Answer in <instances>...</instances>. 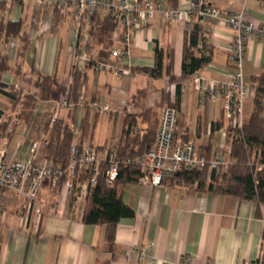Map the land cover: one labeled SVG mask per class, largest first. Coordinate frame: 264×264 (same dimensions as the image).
<instances>
[{
  "label": "crops",
  "instance_id": "crops-1",
  "mask_svg": "<svg viewBox=\"0 0 264 264\" xmlns=\"http://www.w3.org/2000/svg\"><path fill=\"white\" fill-rule=\"evenodd\" d=\"M153 1L181 9L186 6L184 0ZM212 3L223 15L244 10L247 19L264 28L263 1L213 0ZM89 22L90 19L78 16L73 10L39 7L34 0H15L10 7L6 6V0H0V26L20 25L15 35L0 31V58L5 66L0 71V112L6 114V121L0 128V148H4L9 157L28 155L29 147L22 145L23 138L13 142L11 151L8 148L15 128L28 122L34 112L39 114L36 121L41 125L42 134L37 143L46 139L44 131L51 117V106L46 105H51V101L35 97L40 76L56 81L57 100L74 84L81 83V97L83 95L86 101L103 99L110 106V112L94 114L95 125L87 141L101 147L120 141L127 114L136 115L137 125H140L145 123L143 111H149L157 127L161 107L174 99V85L166 76L154 79L142 71L153 68L159 43L165 57L170 53L172 74L179 79L184 37L197 25L212 49L210 63L199 74L223 81L233 73L232 33L223 23L198 20L178 25L158 18L132 33L131 76L96 73L75 59V52L89 53L86 46ZM117 37L113 35L114 45H118ZM262 74L264 37H253L246 45L243 62V78L251 98L253 79ZM13 85L19 86L14 92L19 98L21 95L27 97L20 108L27 120L13 115L7 94ZM138 95L143 97V111L132 100ZM251 101L250 105L247 102L246 118L253 110ZM178 112V133L194 140L198 152L205 155L210 152L213 156L222 129L213 131V128L218 121L224 120L221 102L200 104L191 80L185 79L181 82ZM63 115L65 121H70L69 116ZM119 121L120 127L117 126ZM139 132L145 134V127ZM119 192L134 216L118 222L110 246L106 242L104 225L82 222L83 210L75 197L62 200L44 186L40 191L43 215L35 227L26 218L22 198L9 192L0 193V264H181L187 260L188 264H264V205L208 192L206 188L200 190L196 184L164 182L153 187L137 181L119 185ZM143 249L144 256L140 254Z\"/></svg>",
  "mask_w": 264,
  "mask_h": 264
},
{
  "label": "built area",
  "instance_id": "built-area-1",
  "mask_svg": "<svg viewBox=\"0 0 264 264\" xmlns=\"http://www.w3.org/2000/svg\"><path fill=\"white\" fill-rule=\"evenodd\" d=\"M13 1L15 0H6V6L10 7ZM34 1L39 7H54L62 11L73 10L78 16H86L88 19L96 12L114 19V34L118 36V45H113L108 58L99 59L97 51L93 55L75 52L76 61L83 64L91 63L90 68L96 73L131 75L129 59L132 33L135 30H142L155 18L168 24L178 25H186L198 20L223 23L232 33L230 60L233 73L223 81L208 79L201 74H196L191 79L199 103L220 101L227 123V126L220 130L221 139L217 151L209 160L205 154L198 152L194 140H186L178 133L179 112L175 107L165 106L161 109L155 138L141 155L120 158L116 149L106 147L100 150L89 143L84 145L80 143L82 138L80 122L84 111H88L89 118L93 114L110 112V106L103 99L86 101L82 95L75 106L68 90L61 99L52 100L49 110L51 117L47 125L49 129L52 128L57 119L56 115L61 109L71 114L75 111L76 116L74 137L65 166L56 165L46 157L45 141L31 145L25 158L9 157L6 150L0 148V193L9 192L17 198H22L26 205V218L33 226L37 227L43 215L44 202L40 199V191L44 186L54 190L62 200L75 197L82 211L89 189L96 185L99 177H104L107 184H112L118 178L120 170L130 166L140 170L139 184L153 187L164 182L178 183L177 175L184 170L200 172L206 166L209 174L213 171L223 173L228 170L231 159L226 143L232 137L240 136L238 132L244 125L245 102L250 96L249 88L243 78L246 45L253 37L258 39L264 37V28L247 19L244 10L223 15L219 8L213 5V0H184L186 6L182 9L153 0ZM259 1L264 2V0ZM158 47L162 49L160 43ZM12 88L8 91L15 92L19 86L13 85ZM21 96L18 98L23 101L25 96ZM17 108L13 113L15 117L20 113V107ZM5 117L6 114L0 112V128L6 121ZM22 138L23 136L20 140ZM208 179L210 180L209 177ZM144 253L143 249L140 254L144 256ZM187 261H181V264H188Z\"/></svg>",
  "mask_w": 264,
  "mask_h": 264
},
{
  "label": "trees",
  "instance_id": "trees-1",
  "mask_svg": "<svg viewBox=\"0 0 264 264\" xmlns=\"http://www.w3.org/2000/svg\"><path fill=\"white\" fill-rule=\"evenodd\" d=\"M19 23H8L0 26V31L6 34L15 35L18 32ZM115 32V21L111 16L104 17L101 13H94L89 22L87 51L94 50V45L101 48L97 51L99 59L108 58L111 54V48L114 45L113 35ZM212 49L207 44V37L201 29L195 25L184 37L181 76L176 79L172 74V60L168 53L165 57L163 49L157 47L154 55L153 68H145L151 78L158 79L163 75L174 85V99L165 103L178 109L181 96V82L185 79L191 80L193 76L199 74L211 61ZM165 58L167 61L165 62ZM91 63L85 64L90 67ZM5 69L3 61L0 58V71ZM253 110L251 114L244 117L243 128L238 134L239 137H232L226 143V149L231 159L228 170L223 173L211 172L209 174L207 166L204 170L198 172L182 171L177 175V182L185 185L196 184L198 189L206 188L208 192L231 195L242 200H252L258 204L264 205V74L253 79ZM57 83L53 78L40 76L36 82L35 97L40 101H52L57 98ZM81 83L74 84L69 90L71 101L78 104L81 98ZM10 97L11 107L22 108L25 105L27 97L20 101L17 93L7 92ZM144 94V92H143ZM143 97H132L135 104L142 109ZM149 112V111H148ZM145 117V111H143ZM94 116V115H93ZM25 118L27 115L19 113L17 118ZM70 121L63 118H57L47 132L45 139V155L56 165L65 166L69 148L74 137L75 111L70 116ZM68 118V116H67ZM223 118L224 113H223ZM88 111H84L80 122L81 145L87 143L91 137L90 130L95 125V120L89 121ZM25 120V121H26ZM224 120L216 123L213 131L224 127ZM226 121V120H225ZM227 125V123H226ZM137 126V116L127 114L124 119V128L120 141L115 145L98 147L116 149L120 158L126 156H139L147 148L154 136L148 138V134L138 133L135 138H130L131 129ZM226 127V126H225ZM151 138V139H150ZM184 139H188L187 136ZM211 154H206L207 160L211 159ZM252 160V161H251ZM105 166H103V169ZM209 174V182L206 185L205 177ZM140 177V170L136 167H127L121 169L119 176L112 184H107L104 177H99L93 188L89 189L83 209L82 222L86 225H104L106 242L110 246L114 239L116 225L122 218H132L134 212L126 206L119 192V185L123 183L137 182ZM52 192H55L52 190ZM262 264V263H257Z\"/></svg>",
  "mask_w": 264,
  "mask_h": 264
},
{
  "label": "rangeland",
  "instance_id": "rangeland-1",
  "mask_svg": "<svg viewBox=\"0 0 264 264\" xmlns=\"http://www.w3.org/2000/svg\"><path fill=\"white\" fill-rule=\"evenodd\" d=\"M101 47L100 46H95L94 45V50L92 51V52H90L89 54H91V55H93V54H95V52L96 51H98L99 49H100ZM133 74V73H132ZM129 76H131V75H129ZM190 82V81H189ZM189 84V83H188ZM173 91H174V87H173ZM197 95V94H196ZM61 99V98H60ZM252 100V98L249 96V99H247L246 100V102H245V110L247 109V111H248V107H247V102L249 101V105H250V103L252 102L251 101ZM170 103H168V105H163L162 107H161V109L163 108V107H165V106H170L169 105ZM46 106H52V105H50V104H47ZM247 107V108H246ZM18 108L16 107V109H13L12 108V111H13V113L17 110ZM11 111V112H12ZM62 113H64V115L65 116H70L71 115V113H69V112H67L66 110H64V109H61L58 113H57V115H56V118H62ZM249 113V112H248ZM8 114H10V112H8ZM77 114V113H76ZM39 115V114H38ZM37 115V112H34L33 113V115H32V117L30 118V120L28 121V122H23L21 125H19V127H16L15 128V130H14V132H13V134H12V139H11V142H10V146H9V148H8V150L9 151H11L12 149H13V142L15 141V143L17 142V140L21 137V136H23V141H22V145H27L28 147H30L31 145H33L34 143H37L38 141H39V138H41V129H40V127H41V125H38V123H37V121H36V117L38 116ZM63 115V116H64ZM94 115V114H93ZM92 115V119L94 118V116ZM246 116H247V112H246ZM99 117V116H98ZM145 120H144V122L145 123H141L140 125H137V126H134L132 129H131V135H130V138H135V136L138 134V133H140L139 132V130L142 128V127H145V129H146V132L145 133H147L148 134V138L149 137H152V136H154V138H155V135H156V130H157V127H155L154 126V123H156V119L151 115V113H149L148 111H145ZM248 117V116H247ZM69 118V117H68ZM76 118V117H75ZM90 119H91V117H90ZM91 119V120H92ZM247 119V118H246ZM75 122H76V120H75ZM49 123V122H48ZM143 124V125H142ZM158 125V124H157ZM117 126H121V121H119L118 123H117ZM37 127H39V130L37 131ZM141 127V128H140ZM148 127V128H147ZM155 127V128H154ZM46 130L44 131V139L46 138V136H47V132L46 131H48L49 130V128H48V126L45 128ZM141 135H145V134H141ZM151 139V138H150ZM154 140V139H153ZM153 140L152 141H150L149 142V144L148 145H150L152 142H153ZM119 142V141H118ZM117 142V143H118ZM116 143V144H117ZM18 146V145H17ZM17 149V148H16ZM21 149V148H20ZM17 150H19V149H17ZM17 150H15V152L17 151ZM252 161V160H251ZM221 174V173H220ZM207 175V174H206ZM208 177H209V175H207L206 177H205V180H206V183L209 181V179H208ZM208 184V183H207ZM53 193H55V194H57L56 192H53ZM57 196L59 197V195L57 194Z\"/></svg>",
  "mask_w": 264,
  "mask_h": 264
}]
</instances>
